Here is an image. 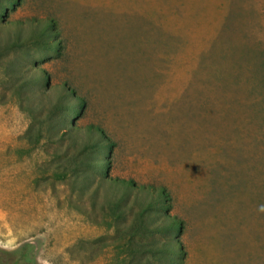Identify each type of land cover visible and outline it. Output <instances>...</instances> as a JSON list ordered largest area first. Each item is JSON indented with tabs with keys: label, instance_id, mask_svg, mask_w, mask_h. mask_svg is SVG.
<instances>
[{
	"label": "rangeland",
	"instance_id": "1",
	"mask_svg": "<svg viewBox=\"0 0 264 264\" xmlns=\"http://www.w3.org/2000/svg\"><path fill=\"white\" fill-rule=\"evenodd\" d=\"M0 4L1 250L134 264L138 245L154 244L143 261L171 264L158 250L175 243L177 264H264V0ZM46 21L57 51L7 47ZM62 89L76 111L55 110ZM95 129L110 143L100 175L65 138ZM83 177L79 197L70 184ZM113 180L133 190L122 211Z\"/></svg>",
	"mask_w": 264,
	"mask_h": 264
},
{
	"label": "trees",
	"instance_id": "2",
	"mask_svg": "<svg viewBox=\"0 0 264 264\" xmlns=\"http://www.w3.org/2000/svg\"><path fill=\"white\" fill-rule=\"evenodd\" d=\"M5 3V5H10L13 3L14 0H0ZM1 5V4H0ZM0 15H5V12H0ZM33 26V25H32ZM53 23L46 21L44 25H40L38 22H34V30L33 32L27 33V35L23 34H17L15 36L14 40H8L6 42V45L9 49H43L45 52H53L57 51L59 49L58 41L54 33L52 32ZM44 78L42 76L38 77L39 81H42ZM56 102L53 105L55 110L61 111L62 113L66 109L74 110L76 111L77 104H71L68 105V101L75 100V96L71 94L69 90L62 89L61 92H56ZM66 139H72L73 143L68 147L70 151L67 153L73 157V161H79V163H91L92 160H95V173L97 175H100V170L107 172L106 166L103 164L105 161L103 159L104 155L110 156L109 152H105V149L110 148V143L108 138L105 136L103 132L100 130H89L85 136H80L79 134H68ZM59 149H56L54 151V156H59ZM111 184L109 186H106L108 189H115L117 192H119L120 197L119 198H113L111 202L115 205V208L121 210V207L119 206L120 203L124 200L126 196H129V193L132 190L130 183H126L123 181H110ZM78 183V184H77ZM80 183V184H79ZM92 184V181L88 178H80L77 182H73L70 185H73L72 187L78 189V195L79 197H82L88 189H90ZM116 197V196H115ZM159 199H162L165 201V203H169V196L166 192L163 190L160 191V195L158 196ZM92 201H97V196L93 194L91 196ZM155 208V205L148 204L147 206H144L143 213L144 215H141V222L139 226V233L142 235L148 234L152 232V228L149 227L147 221H145L146 212ZM167 222L165 228L168 231H175L180 232L181 226L176 224V222L171 221V224ZM168 250H158L161 251L159 255L161 257H166L171 264H177V261L179 259L177 258V254H175V251H177L179 246H176L174 244H170ZM30 249L28 246H24V248L20 249L19 251H13V252H7L5 250L0 249V264H36L29 253ZM157 251V252H158ZM136 253V254H135ZM181 253V252H180ZM147 254L155 255V247L154 244L151 245H145L141 244L138 245V249L135 251L132 255V263L134 264H151L149 260H144L143 258H146ZM14 255V257L11 258V256ZM158 261V260H157Z\"/></svg>",
	"mask_w": 264,
	"mask_h": 264
},
{
	"label": "clouds",
	"instance_id": "3",
	"mask_svg": "<svg viewBox=\"0 0 264 264\" xmlns=\"http://www.w3.org/2000/svg\"><path fill=\"white\" fill-rule=\"evenodd\" d=\"M261 210H264V205L261 206Z\"/></svg>",
	"mask_w": 264,
	"mask_h": 264
},
{
	"label": "crops",
	"instance_id": "4",
	"mask_svg": "<svg viewBox=\"0 0 264 264\" xmlns=\"http://www.w3.org/2000/svg\"><path fill=\"white\" fill-rule=\"evenodd\" d=\"M31 244H32V242H31ZM34 249H37V247H33ZM36 263H39L38 261H36Z\"/></svg>",
	"mask_w": 264,
	"mask_h": 264
}]
</instances>
